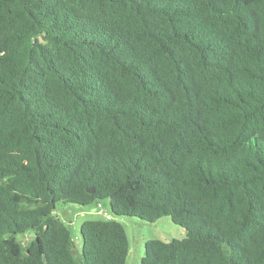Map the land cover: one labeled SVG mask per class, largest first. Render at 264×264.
Here are the masks:
<instances>
[{"label":"trees","instance_id":"16d2710c","mask_svg":"<svg viewBox=\"0 0 264 264\" xmlns=\"http://www.w3.org/2000/svg\"><path fill=\"white\" fill-rule=\"evenodd\" d=\"M106 200L79 249L58 209ZM114 217L264 264V0H0V264H127Z\"/></svg>","mask_w":264,"mask_h":264},{"label":"rangeland","instance_id":"374dc122","mask_svg":"<svg viewBox=\"0 0 264 264\" xmlns=\"http://www.w3.org/2000/svg\"><path fill=\"white\" fill-rule=\"evenodd\" d=\"M94 209L96 211L93 212ZM57 213L71 229L74 237H77L76 243L79 249L82 246L80 229L85 221L108 219L107 215L113 217L111 204L108 200L101 201L91 207L64 206L58 209ZM115 219L124 226L128 236L130 253L127 264H142L145 255V244L149 240L170 241L172 239H183L187 235L186 230L174 224L169 217L159 219L154 224L146 223L137 218L118 217ZM19 239L27 244L33 239V235L28 233L19 236Z\"/></svg>","mask_w":264,"mask_h":264},{"label":"built area","instance_id":"2783aa9c","mask_svg":"<svg viewBox=\"0 0 264 264\" xmlns=\"http://www.w3.org/2000/svg\"><path fill=\"white\" fill-rule=\"evenodd\" d=\"M100 206V205H99ZM106 213V212H105ZM107 218L109 219V218H111V216L110 215H107Z\"/></svg>","mask_w":264,"mask_h":264},{"label":"water","instance_id":"95a60500","mask_svg":"<svg viewBox=\"0 0 264 264\" xmlns=\"http://www.w3.org/2000/svg\"><path fill=\"white\" fill-rule=\"evenodd\" d=\"M89 191H90V192H93V190H92V189H90Z\"/></svg>","mask_w":264,"mask_h":264},{"label":"crops","instance_id":"0c3cea01","mask_svg":"<svg viewBox=\"0 0 264 264\" xmlns=\"http://www.w3.org/2000/svg\"><path fill=\"white\" fill-rule=\"evenodd\" d=\"M96 211L95 209L93 210V212Z\"/></svg>","mask_w":264,"mask_h":264}]
</instances>
